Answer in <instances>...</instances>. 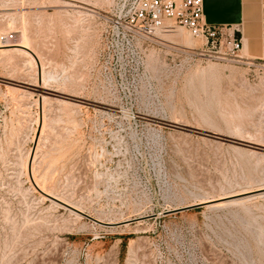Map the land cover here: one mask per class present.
Instances as JSON below:
<instances>
[{"label": "rangeland", "instance_id": "374dc122", "mask_svg": "<svg viewBox=\"0 0 264 264\" xmlns=\"http://www.w3.org/2000/svg\"><path fill=\"white\" fill-rule=\"evenodd\" d=\"M117 3L0 0V264H264V61Z\"/></svg>", "mask_w": 264, "mask_h": 264}, {"label": "built area", "instance_id": "2783aa9c", "mask_svg": "<svg viewBox=\"0 0 264 264\" xmlns=\"http://www.w3.org/2000/svg\"><path fill=\"white\" fill-rule=\"evenodd\" d=\"M117 9L118 15L112 23L118 32H149L153 28L179 25L209 41L228 29L229 49L233 52L242 50V38L235 35L239 27L214 26L204 20V0H118ZM13 38L12 33L0 35L2 42Z\"/></svg>", "mask_w": 264, "mask_h": 264}, {"label": "crops", "instance_id": "0c3cea01", "mask_svg": "<svg viewBox=\"0 0 264 264\" xmlns=\"http://www.w3.org/2000/svg\"><path fill=\"white\" fill-rule=\"evenodd\" d=\"M204 20L214 26L239 27L242 50L264 61V0H204Z\"/></svg>", "mask_w": 264, "mask_h": 264}, {"label": "bare ground", "instance_id": "6f19581e", "mask_svg": "<svg viewBox=\"0 0 264 264\" xmlns=\"http://www.w3.org/2000/svg\"><path fill=\"white\" fill-rule=\"evenodd\" d=\"M72 6H76V7H79V8H83L82 6H79V5H72ZM177 26L175 25H169V26H165L163 28H153L151 31H149V33H154L156 31H171L173 29H175ZM20 32V31H19ZM177 32V31H176ZM171 33V32H170ZM184 33V32H183ZM191 33V32H190ZM1 34H8L7 32H4V33H1ZM0 34V35H1ZM172 34V33H171ZM192 34V33H191ZM173 35V34H172ZM175 35V34H174ZM193 35V34H192ZM176 36V35H175ZM195 36V35H193ZM196 37V36H195ZM197 37H200V36H197ZM17 38V37H16ZM25 36L24 35H20L19 38L15 39L14 43H10L12 40L10 41H6V42H2L0 41V51H10V50H17V51H24L23 49H26V48H29L25 42ZM27 41V40H26ZM194 42V41H193ZM5 43V44H3ZM6 43H10V44H6ZM27 53V52H26ZM29 55V54H28ZM242 57V56H241ZM46 99V98H45ZM46 102V101H45ZM42 127V126H41ZM41 131V130H40ZM35 153V152H34ZM34 155L32 154V157H31V165H32V159H33ZM34 166V165H33ZM32 167V166H30ZM35 176V175H34ZM32 176V177H34ZM33 181H34V184L37 186V188L42 192L44 193L45 195L48 196V198L52 199L53 201L65 206V207H68L69 209H72L73 211H76L78 213H81L80 211H78L79 209L77 207H75L74 205H71L69 203H65V201H63L62 199H60L59 197L57 196H54L52 194H50L49 192H47V189H44L41 185H39L36 180L33 178ZM251 192H257V194H260V196L264 197V183L259 185L257 188L255 189H251V190H247V191H240V192H236V193H233L231 195H228V196H225V197H221V198H218V199H215V200H220V199H225V198H229V197H234V196H238V195H244V194H248V193H251ZM256 194V195H257ZM254 195H250V196H244V197H241V198H236V199H233V200H230V201H233V202H243V200H248V199H251ZM262 200V199H261ZM212 201V200H211ZM211 201H206V202H211ZM229 202V201H228ZM222 203L224 202H218L217 204H214V205H221ZM209 206H212V205H209Z\"/></svg>", "mask_w": 264, "mask_h": 264}, {"label": "water", "instance_id": "95a60500", "mask_svg": "<svg viewBox=\"0 0 264 264\" xmlns=\"http://www.w3.org/2000/svg\"><path fill=\"white\" fill-rule=\"evenodd\" d=\"M199 205H200V204H196V205L186 206V207H183V208L174 209V210L168 211V213H171V212H177V211H181V210L192 209V208H195V207H197V206H199ZM95 221L98 222V223H101V222L98 221V220H95Z\"/></svg>", "mask_w": 264, "mask_h": 264}]
</instances>
